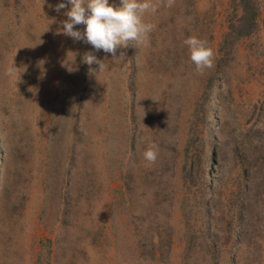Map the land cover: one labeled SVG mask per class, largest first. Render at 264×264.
Wrapping results in <instances>:
<instances>
[{
    "label": "rangeland",
    "instance_id": "374dc122",
    "mask_svg": "<svg viewBox=\"0 0 264 264\" xmlns=\"http://www.w3.org/2000/svg\"><path fill=\"white\" fill-rule=\"evenodd\" d=\"M152 2L111 57L0 0V264H264V0Z\"/></svg>",
    "mask_w": 264,
    "mask_h": 264
},
{
    "label": "clouds",
    "instance_id": "9594fccd",
    "mask_svg": "<svg viewBox=\"0 0 264 264\" xmlns=\"http://www.w3.org/2000/svg\"><path fill=\"white\" fill-rule=\"evenodd\" d=\"M55 11L64 9L66 17L59 23L61 27L55 30L74 41H81L92 46L96 51H102L111 57L117 55L118 49L128 46H138L148 43V37L153 25L145 21L146 13H155L157 8L152 0H58L52 6ZM83 25V30L76 27ZM183 43L188 47L189 59L197 70L210 67L213 59V50L207 41L196 35L188 36ZM92 52H85L82 62L91 66L98 65L102 70L105 65ZM16 65L9 67L10 74L14 73ZM94 75V74H93ZM159 153L158 145L151 143L143 153L148 162H155Z\"/></svg>",
    "mask_w": 264,
    "mask_h": 264
}]
</instances>
